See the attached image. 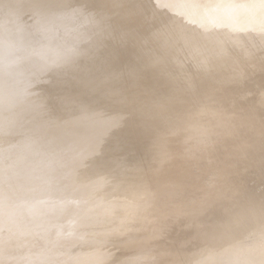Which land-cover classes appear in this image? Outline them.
Instances as JSON below:
<instances>
[{
    "label": "rangeland",
    "instance_id": "rangeland-1",
    "mask_svg": "<svg viewBox=\"0 0 264 264\" xmlns=\"http://www.w3.org/2000/svg\"><path fill=\"white\" fill-rule=\"evenodd\" d=\"M236 1H239L245 8L242 11L236 10L233 27L229 24V27L225 25L213 36L208 31L207 35L204 34L202 24L191 29L189 33L184 30L182 32L181 27L184 24L180 23L181 18L171 19L167 11H159L153 19L149 20L148 17L153 15L152 4L155 0H144V7L132 6V17L125 23L112 25L118 12L112 13L108 19L109 24L112 25L111 29H107L105 25L103 27L105 37L96 45L87 48L88 52L94 54L92 57L94 61L91 62V67L96 69L94 82L85 88L83 95L74 96L76 93L81 94L80 86L74 85L75 83L73 88L63 87V92L70 90L73 96L65 102V106L59 107L57 114L56 111L54 114L51 113L54 108L53 104L46 101L43 105L45 116L49 111L51 115H54L55 120L58 114L62 116L73 114L77 107H86L101 112H121V125L103 143L102 149L105 155L96 156L95 153V155L91 153L89 155L85 148H81L71 151L65 155V158L74 162L73 166H75V162L78 164V159H83L82 154L85 153L87 158L81 161L79 171L84 172L90 166L92 170L87 177H103V181L106 179V183L95 192L93 197L99 193L102 194L108 188L115 187L114 192L107 190L108 196L116 200L113 203L115 208L120 202L129 201V198L143 186L144 182L151 181L152 178L154 179L155 176L157 178L163 173H167L169 178H174L177 174L178 183L184 187L180 196L177 193L174 194L183 202L176 208L180 212L171 214L168 218L166 216L167 222L160 225L157 235L144 241L143 238L147 237L150 231L152 232L154 225L147 223L145 227L132 228L127 235L119 231H110V218L124 217L129 213L127 211L129 206L124 202V205L118 208L114 215L105 213V211L101 220L89 231L78 226L82 221L80 216L75 218L73 216L69 225H65L66 228L58 235L60 238L56 242L45 245L44 248L38 245L31 246L23 240L16 241L14 236L17 229L22 231V228L27 230L30 227L28 220L24 221L23 217L31 208L29 207L31 201L24 203L25 210L21 208V203H17V194L22 181L15 183L10 192V189H5L7 187L5 181L2 182L5 179L8 180V177L13 178L16 170L19 169L13 164L12 170L2 174L0 172V181L5 186L0 185V196L8 197L0 205V224L3 219L6 222L1 225V238L4 237L7 240L9 236L12 241L9 239L8 241L11 243L16 241L17 247L19 245H22L21 248L25 247L26 255L31 254L33 258H43L42 255L48 249L54 251L56 247L62 249L67 247L69 236L77 238L80 236L78 233H82L84 229L85 240L71 247V253L67 257H62V261L68 262L79 254L87 253L93 245V238L104 235V238H100L99 248L106 249L109 256L102 264L120 262L130 264L128 262L130 258L138 251L149 248L152 243H160L161 249L157 250V254L150 257L145 264L167 262H170L169 264H189L202 250L205 243L212 240L218 243V247L223 244L215 251H219L224 244H229V242L231 243L228 248L233 246L236 244V238H238L236 240H241V246L242 244L251 246L254 241L255 247L264 246V235H259L260 229H258L264 226V22L259 20L263 8L259 0ZM75 5L76 2L68 6ZM205 5L207 2L201 1L195 9H200ZM91 7L96 9L94 6ZM217 11L220 10L213 8V11L208 13L206 21H213ZM27 13H29L26 14L27 16L35 14L34 12ZM33 14L31 16L36 19ZM247 16L251 21V27L248 23L246 24L245 17ZM27 18V22L31 21ZM99 18V20L94 18L93 21L100 23L102 17ZM184 19L183 17L182 20ZM23 27L25 26H16L15 31ZM122 28L126 34L136 32V36L122 39L119 36ZM58 30L57 33H60ZM171 30L179 31L183 35L180 39L175 38L174 41L175 46H182L179 50L181 52L175 55L176 57H172V54L165 56V46H162V43L154 44L149 40L151 33L163 31L166 34ZM200 32H203V41L196 44L190 43L188 37ZM39 36L41 37V33L36 35L40 41L42 39ZM159 38L165 39V36ZM4 40L6 38L0 37V43ZM25 40H18L21 44L18 47L15 46L16 49L10 56L13 61H17L16 55L22 50ZM143 40L145 43L141 46L140 43ZM53 42V38L46 40L45 44H41V41L40 44H36L37 41H35L30 50L35 53L41 46L51 45ZM109 45L111 49L106 50ZM139 45L141 47L136 49ZM186 49L191 50V55H188ZM24 52L25 55L29 51ZM107 53L108 55L105 56ZM159 58H162V61L154 64ZM84 62L85 60L80 59L78 64L82 65ZM24 66L21 70L23 72L24 67V72L28 74L27 71L32 70L31 65H27L30 70L26 71L25 68L29 67L25 64ZM29 76L31 77V74ZM53 89L49 92L50 94L55 93L56 89ZM128 91L134 93L127 96ZM112 92H115L118 97L121 96V100L109 98L107 95ZM98 93L103 94L102 97L91 96V94ZM56 108L58 107L55 106ZM144 108H146V113H142ZM157 109L159 112L156 111ZM49 112L47 116H50L54 122ZM46 117L43 118L46 120ZM70 121L67 123L68 121L63 120L61 125L65 122L67 124L65 127L71 128L74 123L71 121L70 124ZM191 123H194L193 130L201 124H206L207 128L203 130L201 137L196 139L195 131H190ZM59 124L57 123L58 127H60ZM220 134H223V138L217 139ZM191 139L196 140L194 147H192L194 143L189 144ZM16 141L14 144L19 142ZM176 149L180 150L179 155L170 156V159L164 161L160 169L149 168L160 152L167 155ZM78 151L82 153L80 157L77 156ZM4 154L6 157L7 151L0 154V167L3 162L7 161ZM128 167L133 170L125 171L124 169ZM104 170H109V172L104 173ZM135 170H140L142 173L136 175ZM75 176L76 174L72 177L71 175L62 177L56 191L54 188L49 193L59 194L64 186L75 181ZM149 189L151 196H154L156 189L153 185ZM204 196L208 197L203 199ZM193 198L199 201L190 202L189 200ZM67 199L71 198L62 201V205L68 202ZM158 200L163 201V196ZM136 201L144 203L147 198L139 197ZM51 204L53 203L48 205ZM143 206L145 208L136 215L142 216L143 220H154L157 216L153 215L156 211L152 204L147 203ZM252 206L254 209L246 216L241 215V212L248 211ZM104 207L101 210H105ZM59 208L61 211L57 220L54 217H47L44 222L40 233L45 239L51 235L54 223L64 220L67 215L64 206ZM52 209V207L46 208L41 212L48 214V212H53ZM191 211H198V213L191 218L189 217ZM39 213L40 211L38 215ZM20 224L23 225L22 228ZM196 233L200 234V238H195ZM8 241L4 243L7 247L10 245ZM127 241L130 243L132 241V243L129 244ZM246 251L250 250H245L243 252L245 256L242 255L243 258H238L239 262L233 264L246 263L245 259H250L247 258ZM153 252L154 248L150 249L147 255ZM0 259L1 261L3 259V263L5 261L4 264L9 262L6 258ZM55 260L59 262L57 258L50 262H55ZM35 262L42 261L36 260ZM8 264H15L14 257Z\"/></svg>",
    "mask_w": 264,
    "mask_h": 264
},
{
    "label": "bare ground",
    "instance_id": "bare-ground-1",
    "mask_svg": "<svg viewBox=\"0 0 264 264\" xmlns=\"http://www.w3.org/2000/svg\"><path fill=\"white\" fill-rule=\"evenodd\" d=\"M143 1L144 0H0V37L3 39L6 38V40L0 43V154L7 151V158L4 154V158H6L7 161L4 160L6 163L3 162L1 164L0 172L2 174L12 170L13 164L17 165L19 168L16 170L13 178L8 177V180L5 179L2 181H5L4 183L5 185L7 184V187L3 186L1 181L0 185L5 187L6 190L10 189V192L13 190L15 183L17 184L22 181V186L17 194V203H21V208L25 210L26 206L24 203L31 201V205L29 206L31 208L27 210L23 217L24 221L28 220L30 227L24 230L22 228L23 225L20 224L22 231L20 229H17V232L15 231L14 236L16 237V241L23 240L31 246L38 245L44 248L45 245L54 243L60 238H58V235L66 228L64 227L65 225H69L73 216L74 218L80 216L82 221L78 226L84 227V229L89 231V229L101 220L105 211V213H113L114 215L115 211L121 208L124 202H126H120L115 208L113 203L116 200L108 196V191L114 192L115 187L108 188L106 191L102 192V194L99 193L100 195L97 194L96 197H93L95 192L106 183V179L103 181V177H87L90 174V170H92L89 168L90 166L85 169L84 172L79 171L82 163L81 161L87 158L85 153L82 154L78 151L79 153L77 156L80 157L82 154L83 159H78V164L75 162V166H73L74 162L65 158V155L69 154L71 151L73 152L81 148H85L89 155L90 153H95L96 156L105 155L102 149L103 143L105 139L121 125L122 113L101 112L86 107H77L75 109L76 111L68 116L55 115L57 120L54 119V115H51V113L54 114L56 111L57 114V111L65 106V102L73 96L70 90L63 92V87L68 86L73 88L75 87L74 85H78L80 86L79 90L81 94L76 93L74 96L83 95L82 93L86 90L85 88H88V85L94 82V75H96L94 72L96 69L91 67V62L94 61L92 59L94 54L93 52H88L87 48L96 45L105 37L103 27L106 25L107 29H111L112 25H117V23L121 22L125 23L126 20L132 17L131 7H136V5L144 7ZM201 1L207 2V5L200 9H195L196 5L200 4ZM74 2H76L75 6H68L73 5ZM259 2H261L263 8L259 20L264 22V0H259ZM154 3L152 4L154 8V11H152L153 15L148 17L149 20L153 19L159 11H167L171 19L181 18L180 23L182 25L184 24L181 27L182 32L184 30L189 33L191 29L202 24L204 34L207 35L208 31L212 36L217 30L222 27L224 28L225 25L228 26L229 24L233 27L236 18L235 15L237 13L236 10L242 11L245 8L236 0H155ZM13 6L16 7V9H14ZM91 6H94L96 9ZM213 8L214 10L220 11H217L213 21L207 22L206 17L210 11H213ZM116 11L118 12L117 18L111 25L108 22L109 16ZM27 12L35 13L32 14L36 16V19L30 14V16L35 19H33V25L30 23L33 21L32 18L26 15L29 14ZM24 13L25 15L23 16ZM100 16L102 17V20L99 21L100 23L93 21L94 18L99 20ZM182 16L185 18L184 20H182ZM25 17L30 18L27 19L31 21L27 22ZM245 19L246 24L248 23L251 27V21L248 16L245 17ZM16 26L25 27L15 31ZM56 28H60L59 30L57 29L60 33H57ZM35 32H37V34H35ZM40 33L41 37H39L42 39L40 40L41 44H45V41L49 38H53L54 42L51 45L41 46L40 49L34 53L30 48H33L35 41H37L36 44H40V41L37 39L38 37H36V35H40ZM130 34L131 33L126 34L124 28H122L119 36L122 37V39H128L129 36H136V32ZM29 36L31 37L27 39ZM161 36H165V39L159 38ZM182 36L183 35L180 34L179 31L173 32L171 30L166 34L163 31H156L150 34L149 40L154 44L162 43V46H165V54L163 53L165 56L172 54V57H176L175 55L181 52L179 50L182 49V46H175L174 41L175 38L180 39ZM188 38L190 43L196 44L197 42L203 41V32L189 36ZM20 39L26 40L22 44V50L16 55L17 61H13V58L10 56L11 53H14L16 49L15 46L17 45L18 47L19 44H21V42L18 41ZM143 43H145V40L141 41L140 45L143 46ZM140 45L136 47V49H139L141 47ZM109 46L106 50L111 49V46ZM27 50L29 52L24 55V51ZM187 52L188 55H191V50H187ZM106 55H108V53L105 54V56ZM80 59L85 60L82 65L78 64ZM161 61L162 58H159L154 64ZM24 64L26 67L31 65L30 67L32 70H30V67L27 69L25 68V71L30 70L27 71L28 74L24 72ZM22 66H24L23 72L21 70ZM30 74L31 77L29 76ZM26 76L27 78H25ZM81 76H83L82 79ZM98 84L99 83H97V85ZM53 88L56 89V91L50 94L49 92ZM133 93L134 92L128 91L127 96ZM102 95L101 93L91 94V96L95 98L102 97ZM107 96L113 100H121L122 98L121 96L118 97L115 95V92ZM46 101L54 105L51 113L49 111L46 112L47 115L48 112L50 113L49 115L53 117L55 120L54 122L50 116H45L43 105ZM55 106L58 108L55 109ZM145 109L146 108L142 110V113H146ZM156 111L159 112V109ZM90 115L94 118L89 117ZM43 117H46V120L50 118L48 120L52 121H46ZM63 120L66 122L68 121L67 123L71 120L74 124L71 128L67 129V124L65 122H63L64 125H61V121ZM57 123L60 127L57 126ZM191 124L189 128H191L190 131H195L196 139L201 137L200 135H202L203 130L207 128L206 124H201L193 130L192 126L194 123ZM61 127L63 129H61ZM64 128L66 130H64ZM221 138H223V134L217 137V139ZM15 140L20 143L16 141L18 144L16 142L17 145L14 144ZM194 142H196V140L190 141L189 144ZM194 146L195 143L192 144V147ZM2 150L4 152H2ZM24 152H26L25 155H23ZM179 153V149L167 155L160 152L154 158L153 165L149 166V168L156 167L155 169H160L164 161H168L167 159H170V156H178ZM131 169V167H128L124 170L128 171ZM108 172L109 170H104V173ZM135 173L138 175L142 172L140 170H135ZM75 174L74 180L76 182L74 181L72 184L64 186L57 195L49 193V191L54 188L56 191L62 177L68 175L72 177V175ZM177 179V174L174 178H169L167 173H163L157 178L155 176L151 181L144 182L143 186L126 202V205L129 206L127 210L129 211L128 215L119 218L118 216L116 218H110V231H119L127 235L130 229L142 228L148 223L154 226L151 229L152 232L150 231L148 236L143 239L145 241L155 237L160 225L167 222L168 216L180 212V210L176 208L182 205L183 202L174 194L177 193L178 196H180L183 193L184 187L178 183ZM152 185L154 189H156L154 196H151L149 189ZM127 186H129V184ZM161 196H163V201L158 200ZM69 197L71 199H67L66 201L68 202L62 205V201ZM139 197L147 198V201L144 203L137 202L136 199ZM206 197L208 196H204L203 199ZM7 199V196H0V205L3 204L2 201L5 202ZM189 201L197 203L199 200L193 198ZM50 203L53 204L48 205ZM147 203L152 204L155 208L156 212L153 215L157 217L154 220H143L142 216L138 217V215H136L140 210L145 208L143 205H147ZM196 203L195 205H198ZM61 206L65 207L67 215L64 220L54 223L51 228V235L45 239L40 233L41 229L44 227V222L47 220V217H54V219L57 220L59 212L61 211L59 207ZM50 207L53 208V212H48V214L42 213L43 210ZM102 207H104L105 210H101ZM252 209H254L253 206L248 211L246 210L247 212H241V215L246 216ZM39 211L40 213L38 215ZM197 213L198 211H191L189 217L192 218L194 215H197ZM4 222L5 219H3L2 224H0V234L1 225H3ZM84 229L82 233H78L80 236L77 238H75L76 236H69L67 247L64 249L56 247L54 251L48 249V251H45L46 253L42 255L43 258H33L31 254L26 255L24 251L25 247L21 248L22 245L17 247V245H15L16 241L11 243L12 240L9 236H7V240L4 237H0V258L8 259V257H10L8 259V263H10V260L12 261L14 257L15 264L105 263L109 253L106 249L99 248V244L101 243L100 238H104V235L95 236L93 238V245L87 253L79 254L68 262L62 261V257H67L71 253V247L81 244L85 240V234L83 233ZM258 229H260L259 235H264V226ZM237 230L239 229L237 228ZM195 238H200V234L196 233ZM195 238L193 237V239ZM8 239L11 241H8ZM236 239V244L228 248L231 242H229V244L226 243L219 251H215L218 247V243L213 242V240L206 242L201 248L202 250L197 253L189 264H233L239 262L238 258H243L242 255L245 256V253H243L245 250H250L246 251L248 254L246 256L250 259H245L246 263L243 264H264V246L261 248L255 247V241L251 246H246L244 244L241 246V240ZM6 241L10 243V245H8L9 247L4 245ZM188 242L189 241H187V243ZM127 243L131 244L132 241L131 243L127 241ZM159 246L160 243H152L149 248L138 251L129 259L130 261H127L130 264H145L150 257H154V255L157 254V250L161 249ZM221 246L219 245L218 248ZM152 248H154V252L147 255ZM55 258H57L59 262H57V260H55V262H50ZM36 260L42 262H35ZM0 262L1 264L5 263V261L3 263V259L2 261L0 259ZM125 263L126 262H120L117 264ZM169 263L170 262L164 264Z\"/></svg>",
    "mask_w": 264,
    "mask_h": 264
}]
</instances>
